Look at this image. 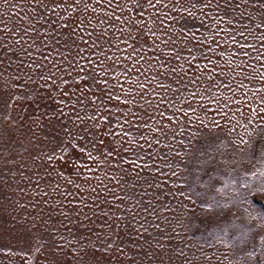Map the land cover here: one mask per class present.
Here are the masks:
<instances>
[{
	"label": "rangeland",
	"instance_id": "1",
	"mask_svg": "<svg viewBox=\"0 0 264 264\" xmlns=\"http://www.w3.org/2000/svg\"><path fill=\"white\" fill-rule=\"evenodd\" d=\"M0 264H264V0H0Z\"/></svg>",
	"mask_w": 264,
	"mask_h": 264
}]
</instances>
